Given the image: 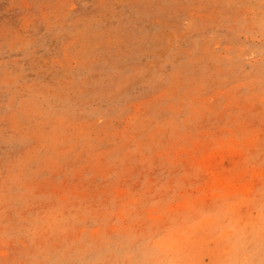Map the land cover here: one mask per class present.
<instances>
[{"label":"rangeland","instance_id":"obj_1","mask_svg":"<svg viewBox=\"0 0 264 264\" xmlns=\"http://www.w3.org/2000/svg\"><path fill=\"white\" fill-rule=\"evenodd\" d=\"M0 264H264V0H0Z\"/></svg>","mask_w":264,"mask_h":264}]
</instances>
